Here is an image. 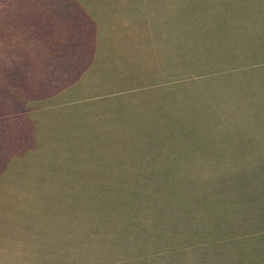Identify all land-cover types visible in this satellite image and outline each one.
Segmentation results:
<instances>
[{"label":"rangeland","instance_id":"1","mask_svg":"<svg viewBox=\"0 0 264 264\" xmlns=\"http://www.w3.org/2000/svg\"><path fill=\"white\" fill-rule=\"evenodd\" d=\"M1 28L0 264H264V0H0Z\"/></svg>","mask_w":264,"mask_h":264},{"label":"crops","instance_id":"2","mask_svg":"<svg viewBox=\"0 0 264 264\" xmlns=\"http://www.w3.org/2000/svg\"><path fill=\"white\" fill-rule=\"evenodd\" d=\"M2 31L3 30L1 28V30H0V45L2 44V33H1ZM22 36H24V35H22ZM6 133H7V138L10 141V137H12V135L10 134V125L9 124H7V125L4 124V140H5V136H6L5 134ZM0 134H1V121H0ZM5 150H6V152H5ZM9 155H10V143L7 142V148H6V146H3V157L1 156V148H0V160H1V157L3 158V161L7 159L8 165H9V163H10L9 162V157H10ZM0 165H1V162H0ZM10 172H12V171L10 170L9 167L3 168V169L0 168V177L2 176V177H8L9 178Z\"/></svg>","mask_w":264,"mask_h":264}]
</instances>
